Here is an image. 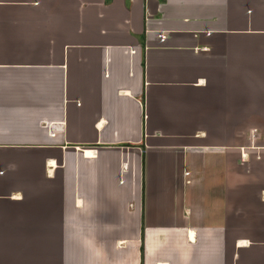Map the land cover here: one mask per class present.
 <instances>
[{
	"label": "crops",
	"instance_id": "0c3cea01",
	"mask_svg": "<svg viewBox=\"0 0 264 264\" xmlns=\"http://www.w3.org/2000/svg\"><path fill=\"white\" fill-rule=\"evenodd\" d=\"M0 264H264V0H0Z\"/></svg>",
	"mask_w": 264,
	"mask_h": 264
}]
</instances>
